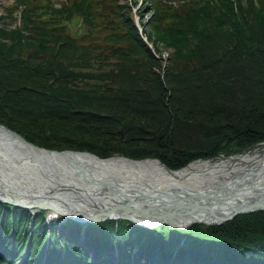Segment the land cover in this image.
<instances>
[{"label":"trees","instance_id":"16d2710c","mask_svg":"<svg viewBox=\"0 0 264 264\" xmlns=\"http://www.w3.org/2000/svg\"><path fill=\"white\" fill-rule=\"evenodd\" d=\"M139 2L3 4L0 124L45 148L170 170L264 144V0H144L146 40ZM0 264H264V210L187 228L48 226L43 209L0 202Z\"/></svg>","mask_w":264,"mask_h":264},{"label":"water","instance_id":"95a60500","mask_svg":"<svg viewBox=\"0 0 264 264\" xmlns=\"http://www.w3.org/2000/svg\"><path fill=\"white\" fill-rule=\"evenodd\" d=\"M0 129L36 150L61 154L66 152L85 153L99 160L106 159L88 151L48 149L27 141L19 133L3 124H0ZM0 146H3L0 153L7 156L9 162L20 161L28 155L27 151L17 147L15 143L3 141ZM111 157H120L129 161L149 159L159 163L165 170L174 171L169 170L157 158L132 159L122 155ZM32 162L38 166H43V163L35 158L32 159ZM69 165H71V175L90 186H94L93 188L97 189L101 196L88 194L89 198H87L88 195L84 198L87 203L77 209L75 206L71 208L68 203L57 202L48 195H36L34 199L30 198L31 194L27 198L16 197L4 189L3 186L5 185L0 181V202L26 208L52 209L80 222L125 219L146 228L160 224H167L175 228H187L194 223L218 225L239 214L264 210V197H253V200L244 199V201H240L239 195L229 197L226 194L222 196H216L213 193L208 194L207 190L199 188L201 185L199 181L171 183L160 178L151 170H144L146 167L121 166L109 171L104 174V178H101L95 175L97 172L94 170H87L73 164ZM68 195L69 193L66 197H61L82 199L78 195Z\"/></svg>","mask_w":264,"mask_h":264},{"label":"bare ground","instance_id":"6f19581e","mask_svg":"<svg viewBox=\"0 0 264 264\" xmlns=\"http://www.w3.org/2000/svg\"><path fill=\"white\" fill-rule=\"evenodd\" d=\"M3 141L15 143L28 154L20 161L9 162L7 156L0 153V181L4 183V189L20 198H27L29 194H31V199L36 198V195H48L57 202H65L71 208L75 206L79 209L87 203L84 198L88 194L101 196L97 189L93 188L94 186L71 175L69 164L94 170L97 172L95 175L101 178H104V174L121 166L146 167L144 170H151L171 183L199 181L201 182L199 188L207 190L208 194L213 193L216 196L226 194L229 197L239 195L240 201L253 200V197H264V145L262 150L256 149L238 156L236 164L231 166L223 159L195 160L181 169L168 171L159 163L149 159L129 161L120 157H111L99 160L85 153L61 154L36 150L0 129V144ZM1 148L3 146H0V152ZM34 158L41 161L43 166L34 164L32 162ZM51 191L53 192L49 194ZM64 192L69 193L68 196L74 194L82 199L63 198L61 196L66 197L67 195Z\"/></svg>","mask_w":264,"mask_h":264},{"label":"rangeland","instance_id":"374dc122","mask_svg":"<svg viewBox=\"0 0 264 264\" xmlns=\"http://www.w3.org/2000/svg\"><path fill=\"white\" fill-rule=\"evenodd\" d=\"M12 1H13V0H0V13H1L2 10H3V9H2V5H3V4L10 3V2H12ZM53 1L55 2V6L58 7V6H59V2H60L61 0H53ZM142 1H144V0H140V2L137 3L136 6H134L135 8L130 12V13L132 14V16H134V14H135V9L140 5V3H141ZM141 12H142L143 17H141V13H138L139 16H140V20H141V21L146 20L147 17H148V10L145 9V10H142ZM161 48H162V47H161ZM162 49H163V48H162ZM162 51H163V53H162L163 57H166V56H167V51L164 50V49H163ZM263 145H264V144H259V145H257L256 147H254L253 149H251V150H249V151H246L245 153H247V152H253V151L256 150V149L262 150ZM243 154H244V153H243ZM240 155H242V154H239V155H236V156L227 157V158L219 157V158H217V159H215V160L223 159V160H225V161L227 162V164H228L229 166H231V165H233V164H236V162H237V157L240 156ZM249 165H250V164H249Z\"/></svg>","mask_w":264,"mask_h":264}]
</instances>
